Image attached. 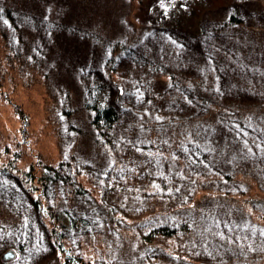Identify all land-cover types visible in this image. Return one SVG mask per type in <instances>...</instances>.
<instances>
[{"label":"rangeland","instance_id":"obj_1","mask_svg":"<svg viewBox=\"0 0 264 264\" xmlns=\"http://www.w3.org/2000/svg\"><path fill=\"white\" fill-rule=\"evenodd\" d=\"M261 2L164 0L162 6L160 0H141L140 4L127 0H0V83L8 101L18 104L29 117L28 141L18 143L22 139L16 136V118L8 103L0 101V159L12 160L17 156V166L22 165V170H26L36 156L45 163L55 164L71 153L75 160L94 168L107 169L111 162L112 167L115 164L114 169L110 166L114 174L115 170H123L120 166L144 172L156 165L159 155L163 158L171 154L177 143H151L159 149L148 146L143 151L135 144L136 149L130 148L117 159L113 158L114 152L108 151L110 157L114 155L110 159L103 147L94 145L87 115L82 110V96L86 79L91 81L98 75L104 60V47L99 43L100 38L107 39L103 31H108L109 36L138 35L143 47L150 46L157 60L166 61V70L174 81H190L197 65L206 63L205 59L211 56L209 59L217 60L224 67L219 80L214 82L220 85L195 94L193 102L189 100L193 105L188 102L187 114L191 115L188 124L206 129L207 120L211 125L216 119L212 117L214 109L236 121L251 120V130L264 131V9ZM52 4L56 13L49 22L48 8ZM191 11L198 17L203 14L200 20L205 29L203 39L185 34V30L191 33L199 29L197 18L196 27L187 26ZM232 13L240 19L237 24L225 26L217 36L208 34L209 27H220ZM159 14H162L160 20ZM176 19L185 28L179 29L177 37L186 35L185 48H188L179 61L163 55L161 46L162 43L177 46V41L170 42L169 33L164 30L175 25L172 20ZM157 25L163 31L155 35L152 30ZM98 31H102L101 36ZM165 80L155 90L162 95L167 109L174 112L176 106L172 102L179 93L169 86L168 77ZM198 103L201 106H194ZM155 116L160 122V112ZM183 120L180 119L181 123ZM213 127L214 124L205 130L209 137H214L210 134ZM209 141L213 143L212 138ZM221 145L216 148L218 154L222 151ZM238 149L235 146L224 150L223 153L227 151L225 158L217 154L210 163L200 166L199 170L208 174V179L198 185L202 192L196 204L180 211L193 219L186 233L169 237L156 235L146 240V244L141 242L137 234L152 232L155 225L139 231L137 226L142 219L138 215L144 212V222L158 219L147 208L155 205L153 198L144 209L128 218L123 212L110 218L99 211L97 190L89 194L86 203L75 199L76 208L87 205L86 208L98 214L90 215L94 219V231L75 237V242L70 241L75 253L86 262L98 264H264V236L260 234L264 230V150L252 147L251 151L246 149L249 153L240 154ZM217 189H237L242 194L235 195L236 202L230 203L219 198L225 196H218ZM55 199L53 196L49 200L50 205H55ZM22 201L0 195V264H64V257L54 251L41 226L33 222L27 202ZM168 203L166 206L171 204ZM166 215L175 214L168 211ZM29 218L35 236L27 249L19 252L24 222ZM216 220L221 222L219 228L215 227ZM225 223L233 228L231 233L224 227ZM218 231H223L225 237L231 236L233 242L215 235ZM253 253L260 256L255 255L256 261L251 263L247 257Z\"/></svg>","mask_w":264,"mask_h":264},{"label":"trees","instance_id":"obj_2","mask_svg":"<svg viewBox=\"0 0 264 264\" xmlns=\"http://www.w3.org/2000/svg\"><path fill=\"white\" fill-rule=\"evenodd\" d=\"M127 1L133 4L141 2V0ZM261 4L264 9V0ZM133 10L134 8L131 9ZM54 12L56 13V10L52 4L48 8L49 22L53 21ZM6 13L9 16V12L6 11ZM160 16L162 14L157 17L159 20ZM201 17H198L194 11L188 15V28L196 27L194 21L197 18L199 29L192 30L196 32L195 34L183 29L184 23L181 20H172V24L175 25H170L164 30L169 33L170 42L175 40L178 44L173 47L162 43L163 55L177 61L186 55L187 36L177 37L179 29L185 30V34L189 36L203 39L205 29L200 21ZM239 21L240 19L232 13L220 27H209L208 34L217 36L225 26H233ZM161 28L163 29L157 25L152 31L157 35L163 31ZM103 32L107 39L103 41V38H100L99 43L104 47V60L98 68V75L91 81L86 79L82 96V110L87 115L94 145L103 147L108 158L110 157L108 151L114 152L115 156L111 155V157L117 159L120 158L119 156L123 157L122 154L130 148L136 149L137 144L142 147L140 149L142 151L148 146L157 147L151 143L177 144L173 146L170 155L163 158H160L163 155H159V158L156 157L158 158L156 165L149 166L144 172L141 170L138 173L136 170H127L120 166L123 170L120 172L115 170L112 174L110 166L113 168L115 164L112 167L110 162L107 169L94 168L90 164L75 160V156L71 153L55 164L45 163L36 156L33 162L27 164L26 170H22V165L17 166L18 161L15 160L17 156L12 160L0 159V195L27 202L29 207L27 208L34 216L33 222L41 226L54 251L64 257V264H98L86 262L80 258L70 242H75V237L81 238L82 235L94 231V219L92 220L90 215L98 216L97 211H91L86 208L87 205L82 209L76 208L75 199L86 203L89 200V194L97 190L99 211H104L110 218H113L115 213L123 212L122 214L128 218L134 216V212L138 213L144 209L153 198L156 201L155 205L147 206V208L151 213L156 214L158 219L154 221L152 218L144 222L142 218L144 212L141 211L138 215L142 219L137 226L139 231L143 230L141 228L155 225V227L152 226V232L148 231L142 236L136 232L141 242L146 244V240L149 241V238L156 235L169 237L189 231L188 224L192 225L193 219L187 214H181L180 211L196 204L202 192L198 185L208 179V174L200 171L199 168L205 163H210L214 155L216 158L218 154L216 148L219 143L226 145L220 147L223 152L235 146L239 147L237 152L240 154L246 152V149L258 146L264 150V131L256 128L257 131L251 130V120L236 121L225 114L223 117L221 110L213 109L212 117L218 120L213 119L214 127L210 130V134L214 137H209L206 132L212 125L208 123L209 119L206 122V129L196 124H188L189 119L191 120V115L187 114L189 100L192 101L197 93L211 90L215 86L219 87L220 84L215 85L214 82H217L221 76V70L224 68L222 63L213 58L209 59L211 57L209 56L208 60L205 59L206 63L197 65L190 76V81L186 79L174 81L166 70L164 64L166 61L157 60L154 50L150 46L143 47L138 35L120 37L109 36L108 31ZM98 33L102 35V31ZM150 36L155 37L152 33ZM125 62H128V65H125ZM167 77L169 86L176 88L179 93V97L172 102L176 106L174 112L167 109L162 95L155 90L162 83H166L164 78ZM2 87L0 83V101H5L12 109L16 118L15 131L18 133L16 136L22 139L17 142H27L28 114L15 102L8 101ZM194 106L199 107L201 104ZM159 112L160 122L155 116ZM180 119H184L183 123ZM211 138L213 143L209 141ZM222 151L218 155L225 158L227 151L226 153ZM225 178H228V175ZM240 192L237 189L216 190L218 196H225V198L223 196L219 198L230 203L236 202L233 197L242 194ZM53 196L56 198V203L50 205L49 200ZM183 197L185 199H182ZM165 201L171 204L166 206ZM168 211L175 215L172 217L166 215ZM98 213L101 214V212ZM24 224L23 241L18 243L19 252L27 249L35 236L30 218ZM255 255L260 256V253L249 255L247 261L255 262Z\"/></svg>","mask_w":264,"mask_h":264},{"label":"snow or ice","instance_id":"obj_3","mask_svg":"<svg viewBox=\"0 0 264 264\" xmlns=\"http://www.w3.org/2000/svg\"><path fill=\"white\" fill-rule=\"evenodd\" d=\"M160 2H161V4H162V6H163V4H164V0H160ZM5 23H7V21H5ZM158 119H159V117H158ZM245 135H246V133H245ZM258 147H259V146H258ZM249 151H251V149H249ZM220 224H221V222H220L219 220H216V221H215V227L219 228V227H220ZM224 227L228 229V232H229V233H231V232L233 231V228L230 227L227 223L224 224ZM245 227H247V226H245ZM209 230H210V229H209ZM252 231H253V235H254V234H255V229H253ZM214 234H215V235H218L221 239H228V241H229L230 243L233 242V241L231 240V236L225 237V233H224L223 231H218V232H216V233H214ZM260 234H261L262 236H264V230H261V231H260ZM236 239H237V241H239V240H240V237L238 236ZM244 239H247V237H244ZM240 247L243 248V245L241 244ZM248 247L251 248V245L249 244Z\"/></svg>","mask_w":264,"mask_h":264}]
</instances>
